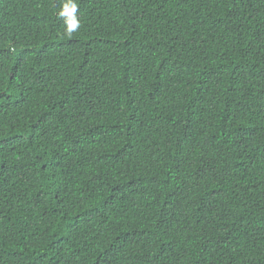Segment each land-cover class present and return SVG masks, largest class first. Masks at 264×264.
Listing matches in <instances>:
<instances>
[{"label":"trees","instance_id":"1","mask_svg":"<svg viewBox=\"0 0 264 264\" xmlns=\"http://www.w3.org/2000/svg\"><path fill=\"white\" fill-rule=\"evenodd\" d=\"M0 0V264H264V0Z\"/></svg>","mask_w":264,"mask_h":264},{"label":"clouds","instance_id":"2","mask_svg":"<svg viewBox=\"0 0 264 264\" xmlns=\"http://www.w3.org/2000/svg\"><path fill=\"white\" fill-rule=\"evenodd\" d=\"M77 10L78 4L76 0H65L59 12V16L64 19L68 35H71L80 28V20L76 15Z\"/></svg>","mask_w":264,"mask_h":264}]
</instances>
